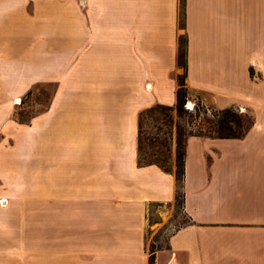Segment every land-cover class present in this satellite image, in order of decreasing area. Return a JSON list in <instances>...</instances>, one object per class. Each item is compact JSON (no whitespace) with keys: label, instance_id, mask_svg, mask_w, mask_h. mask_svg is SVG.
Listing matches in <instances>:
<instances>
[{"label":"crops","instance_id":"obj_1","mask_svg":"<svg viewBox=\"0 0 264 264\" xmlns=\"http://www.w3.org/2000/svg\"><path fill=\"white\" fill-rule=\"evenodd\" d=\"M73 58L81 93L63 86V99L21 128L14 98ZM182 75L204 103L261 105L264 0H0V185L51 183L50 159L35 160L51 147L37 144L35 125L57 104L63 116V192L0 188V264H264V159L189 136L187 221L174 229L175 146L169 171L138 164L139 112L174 104ZM21 225L45 246L59 232L63 261L20 256ZM169 230L150 251L151 234Z\"/></svg>","mask_w":264,"mask_h":264},{"label":"rangeland","instance_id":"obj_2","mask_svg":"<svg viewBox=\"0 0 264 264\" xmlns=\"http://www.w3.org/2000/svg\"><path fill=\"white\" fill-rule=\"evenodd\" d=\"M87 66L89 68V79L91 77H95L92 72L96 69L93 64V59H89ZM71 67L70 73L69 69ZM95 72V71H94ZM94 75V76H93ZM77 63L76 59H63V73L53 74L50 78L38 81L34 87L27 90L22 95L15 97L13 100V106L17 110L16 117L21 124V128L25 125H30L28 128H31V121L36 117L43 116L45 112H49L51 109L53 102L57 99H63V86L69 87L70 98H76L77 94L81 93V89L77 87ZM253 77L256 76L254 73ZM183 75L181 76V78ZM257 77V76H256ZM120 82V81H119ZM123 89H119V91ZM6 90H2V96H6ZM119 95V93H118ZM20 98V99H16ZM16 99V101H15ZM190 102H193V105L190 106ZM264 102V101H263ZM256 105L248 102H240L238 104L233 105L239 113L242 112H251L256 117V125L249 131V133L244 138H220V146L223 148H229L233 155H237L240 159L243 160H261L264 159V104ZM204 105L209 109H222V107L214 104L213 102H203L201 97L197 94L188 95L186 92L185 96V109L187 111H192L195 105ZM189 105V106H188ZM74 105L68 106V109L73 108ZM60 106L55 105L54 110L47 115H45V120L41 122V124L35 125V130L38 133L35 136L37 144L41 145H50V154L49 153H35V160L40 159V162L44 164V157L50 159V173L53 174V178L51 183L44 185L42 179L36 180L34 182L23 184L22 190L17 189L18 187L15 185H0V188L7 190L8 192H17V193H31V192H44V190L49 191L51 193L59 194L63 192V177H61L59 171L60 161H63V116L59 114ZM225 108V107H224ZM74 113V112H73ZM164 113L167 114L166 121L162 118L164 117ZM151 117L148 115H144L142 118V128H143V149L147 152L151 157H160L167 161L171 167L172 164V149L173 146H176V130L177 125L181 124L185 128H189L190 125L187 123L188 114L178 115L175 110L171 112H162L160 110L154 111L151 113ZM43 119V117H41ZM23 125V126H22ZM50 125V129L43 130V127H48ZM169 149V151H168ZM158 151L163 152V156L158 154ZM234 152V153H233ZM223 153L220 150V158H222ZM169 157V158H168ZM20 160L22 158L19 156ZM47 159L46 161H48ZM25 162V161H23ZM22 162V163H23ZM47 163V162H46ZM41 164V165H42ZM48 167V166H47ZM45 166V168L47 169ZM42 170H41V169ZM40 168H36L35 172L38 174L43 171V166ZM24 171V170H22ZM47 171V170H46ZM42 174V173H41ZM40 174V175H41ZM60 174V175H59ZM42 181V182H41ZM21 182H25L22 180ZM5 203V202H4ZM53 203V202H52ZM47 208L46 206H41L40 208ZM38 208V207H36ZM58 208V207H57ZM59 209V208H58ZM174 214H178L177 223L173 226L174 229L176 226L181 225L182 223L187 221V217L182 213L181 206L178 202L175 203L174 206ZM58 213V212H57ZM165 219L163 222H166ZM38 229V228H36ZM54 228H52L53 230ZM166 231L157 235L151 234L150 240H154V242L150 243L149 250L154 249L155 246H163L166 242V236L170 232ZM32 234V233H31ZM20 244L21 248L19 250L20 256L25 257H35L37 262H41L39 260L44 258H52V260H61L63 261V248L54 247L60 238L59 232L54 233L53 235H49V240L51 243H47L45 246L43 239L40 241H35V239L30 240V233L27 231V227L21 225L20 226ZM40 235V234H39ZM43 233H41V236ZM55 241V242H54ZM59 245V243H57ZM22 245H24L22 247ZM28 245L31 247L28 248ZM34 246V247H32ZM36 246V247H35ZM60 246V245H59Z\"/></svg>","mask_w":264,"mask_h":264},{"label":"trees","instance_id":"obj_3","mask_svg":"<svg viewBox=\"0 0 264 264\" xmlns=\"http://www.w3.org/2000/svg\"><path fill=\"white\" fill-rule=\"evenodd\" d=\"M183 61V58H180ZM254 71H252V75ZM183 78H180L179 87L176 91V102L172 105L156 103L142 109L138 115V164L150 165L155 164L165 171L171 167L165 163V159L160 157H151L143 149V128L142 118L144 115L152 116L151 113L157 110L162 112H171L175 110L177 114H188L187 123L190 127L187 129L181 124L177 125L176 146H175V176L177 181L176 202L181 205L183 198L182 183L184 176V157L186 141L189 136H206L215 138H244L256 124V117L249 111L239 113L234 106H228L222 109H209L204 105H195L192 111L185 109V96L187 89L184 86ZM167 114L164 113L162 118L166 121ZM169 151V149H168ZM163 156L162 151H158ZM169 158V157H168ZM151 251H154L152 249ZM152 257L150 263L152 264Z\"/></svg>","mask_w":264,"mask_h":264},{"label":"bare ground","instance_id":"obj_4","mask_svg":"<svg viewBox=\"0 0 264 264\" xmlns=\"http://www.w3.org/2000/svg\"><path fill=\"white\" fill-rule=\"evenodd\" d=\"M189 104H190V106H189V105H188V106L191 107V106L193 105V102H190ZM3 202H4V201H3Z\"/></svg>","mask_w":264,"mask_h":264}]
</instances>
